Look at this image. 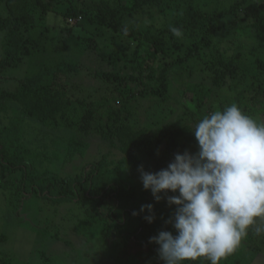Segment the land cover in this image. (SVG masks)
I'll return each instance as SVG.
<instances>
[{
    "label": "trees",
    "instance_id": "16d2710c",
    "mask_svg": "<svg viewBox=\"0 0 264 264\" xmlns=\"http://www.w3.org/2000/svg\"><path fill=\"white\" fill-rule=\"evenodd\" d=\"M58 1L0 0V79L27 68L21 87L0 88V244L11 242L13 201L30 198L45 225L29 228L30 234L40 243L75 249L82 264H89L92 250L103 264H163L150 238L162 230L176 234L166 223L175 208L166 197L156 202L139 169L158 172L177 153L198 148L191 131L218 104L222 111L235 103L264 122V0H63L69 3L61 14L65 36L52 35L42 49L32 10L47 13ZM71 19H80L75 26L81 30L70 29ZM88 25L109 28L129 44L97 50ZM172 28L182 35L174 36ZM74 43L87 51L84 60L94 56L92 66L65 58ZM53 134L62 139L63 168L72 170L81 160L76 170H54L48 145L33 147ZM92 141L97 151L91 152ZM147 204L154 206V223L140 212ZM61 214L73 228L53 224ZM100 242L109 250L103 253ZM29 243L24 246L34 251ZM262 249L264 234L250 230L221 264H264ZM31 254L20 264H34L39 256L44 264L52 261L49 251ZM0 264L17 263L0 252Z\"/></svg>",
    "mask_w": 264,
    "mask_h": 264
},
{
    "label": "clouds",
    "instance_id": "9594fccd",
    "mask_svg": "<svg viewBox=\"0 0 264 264\" xmlns=\"http://www.w3.org/2000/svg\"><path fill=\"white\" fill-rule=\"evenodd\" d=\"M171 31L182 35L177 28ZM191 132L196 153H177L158 172L139 169L144 189L157 203L166 197L175 208L166 223L176 234L162 230L150 242L159 246L163 264H194L200 258L221 264L250 230L264 234V122L233 103L205 115ZM140 212L154 223L152 204Z\"/></svg>",
    "mask_w": 264,
    "mask_h": 264
},
{
    "label": "rangeland",
    "instance_id": "374dc122",
    "mask_svg": "<svg viewBox=\"0 0 264 264\" xmlns=\"http://www.w3.org/2000/svg\"><path fill=\"white\" fill-rule=\"evenodd\" d=\"M63 1V0H62ZM62 1H58L57 3V7L55 9H51L49 12L45 13L42 10H38V9H33V15L35 16V23H36V28H35V36H37L38 40L41 41V43H43V48H48L50 43H49V38L53 35L57 38H62L63 36H65V33H63L62 29H63V25H64V21L63 18L61 16V14H63L64 12H66V8L68 7L69 3L67 2H62ZM80 21V19H75V21H73V24L70 26V29H74L75 30H81V28H79V25H76V22ZM74 27V28H73ZM88 30L93 31L95 33H92L89 37L92 38L93 40L90 41L91 43L95 44V47L97 50L102 51L103 49H107L108 46H110L109 49L112 50H117L120 47L129 44V42L125 39L122 38L121 36L118 35V33L114 32L113 30H109V28L106 27H101L99 30H95L93 26H86ZM68 30V29H66ZM76 34H79L78 32ZM240 41L243 42V44H248L249 42H251V40L249 38L246 37H241ZM87 54V51L84 50L83 47H79L77 46V43L73 44L72 48H69L67 53L65 54V58L68 59H72V61L74 63H78L79 61L84 63L89 64L90 66H92V64H94L93 58L94 56L90 57V59L88 60H84V55L85 53ZM80 62V63H81ZM26 65H22L19 68H14L11 71H9L8 73H6L3 77H1L0 79V88L1 87H6V88H12L15 89L18 87H21L19 84V80L23 79V77L27 74L26 70ZM202 76H198L197 78L194 77L193 80L196 82L198 79H202ZM221 93V92H220ZM219 93V94H220ZM228 94H222V100L225 101L226 99H224L223 97L226 96ZM219 96L216 95L213 99V103L215 105H217V103H219ZM230 101H227L226 103L229 104ZM222 105L218 104V108L216 107V109L214 111H217L218 109L221 110ZM213 110H211L210 113L214 112ZM49 129H52L51 127H48ZM68 134H64L61 133L59 134V136H63V137H68ZM76 133L73 131V136H75ZM58 135L53 134L52 136V141L47 139L45 141H41L39 143H37V145H33L34 148H39L43 149L45 145H48L47 148L45 149L46 154L48 155V157H50L51 161L49 163V166L51 168H53L54 170H61L64 166H62L64 164V162H66L65 158H64V150L62 148L61 142L62 139L59 138ZM62 138V137H61ZM57 141V144H55L54 142ZM92 145H91V152L97 151L98 146L96 144L95 141H92ZM42 146V147H41ZM189 151H191V149H187ZM44 151V150H42ZM198 151V148H196L195 150L191 151L192 153H196ZM90 156H93L92 153H90ZM80 161L78 160L77 163L75 162V166L72 165L71 169H69V167L66 169L63 168L60 172H62L63 174L65 173H69L73 170H76L78 167H80ZM78 164V165H77ZM66 165V163H65ZM26 200V201H25ZM28 200V201H27ZM23 202L19 201H13V206L10 208V212L13 214V218L15 220H13L16 224L12 223L13 225L9 227V229H7L8 234L10 236L9 241L11 240V242L9 244H0V252H3L4 254H8L11 256V258H13V260H16L17 264H20V262H24L26 263L31 256H34L33 254H31L32 252H36L38 253V251L40 250H46L49 251L50 253V257L52 258V261H49L47 264H82L84 261L83 260H79V252H77L75 249L70 248L67 251L64 250V247H61V249L59 248V245H53L51 243H47V244H43L40 243V236L35 239L33 236L34 233L29 232V228L32 227H45V225H41L38 223L37 221V217L35 215V210L38 208L36 205L33 206V200L32 199H22ZM4 215V213H2ZM62 214L61 215H57L55 217V220H53V224H62V226H68L70 228H73L74 225L72 223H66L64 224V222L62 223ZM61 218V219H60ZM44 219H46V217H44ZM17 226V227H16ZM62 228V227H61ZM63 230V229H62ZM69 231V230H68ZM88 239L93 240V242H96L99 244V240H95L93 237H88ZM32 240V241H31ZM34 240V241H33ZM84 239H80V243H83ZM254 241L257 243L258 239L254 238ZM254 241H252V243H254ZM29 243L31 244V242L33 243L32 248L34 249V251H31L30 248H27L24 246V243ZM100 249L101 251L104 253V251H108V247L107 249L104 248V245L102 244V242H100ZM146 250V248H144ZM133 250V253H137L140 248L136 247L131 249ZM100 251V252H101ZM147 251V250H146ZM132 253V254H133ZM74 254V256H73ZM90 258H86L89 264H103L102 259H100L99 257H96L95 251H90ZM78 255V256H77ZM259 257H263L264 256V249H262V251L259 253L258 255ZM40 257V256H39ZM38 257L37 263L38 264H44L45 262H42L40 260V258ZM94 257H96V259H99L97 261H93ZM257 257V258H259ZM34 260V264L35 263ZM40 263H39V262ZM86 261V260H85ZM91 261V263H90ZM262 261L261 260H257L256 264H260ZM120 264H124L125 262H119ZM126 264H129L128 261L126 262Z\"/></svg>",
    "mask_w": 264,
    "mask_h": 264
},
{
    "label": "built area",
    "instance_id": "2783aa9c",
    "mask_svg": "<svg viewBox=\"0 0 264 264\" xmlns=\"http://www.w3.org/2000/svg\"><path fill=\"white\" fill-rule=\"evenodd\" d=\"M70 21H71V22H73L74 20H73V19H71Z\"/></svg>",
    "mask_w": 264,
    "mask_h": 264
}]
</instances>
